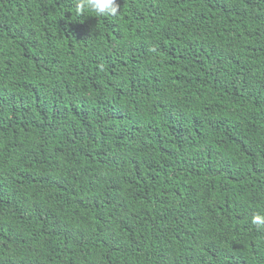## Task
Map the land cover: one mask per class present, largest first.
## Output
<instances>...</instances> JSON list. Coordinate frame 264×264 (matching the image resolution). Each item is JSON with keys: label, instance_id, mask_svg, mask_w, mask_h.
Instances as JSON below:
<instances>
[{"label": "trees", "instance_id": "1", "mask_svg": "<svg viewBox=\"0 0 264 264\" xmlns=\"http://www.w3.org/2000/svg\"><path fill=\"white\" fill-rule=\"evenodd\" d=\"M0 0V264H264V0Z\"/></svg>", "mask_w": 264, "mask_h": 264}, {"label": "clouds", "instance_id": "2", "mask_svg": "<svg viewBox=\"0 0 264 264\" xmlns=\"http://www.w3.org/2000/svg\"><path fill=\"white\" fill-rule=\"evenodd\" d=\"M120 10L117 0H78L77 14L83 15L92 12L97 17L115 18ZM252 223L258 230H264V214H256L252 217Z\"/></svg>", "mask_w": 264, "mask_h": 264}]
</instances>
